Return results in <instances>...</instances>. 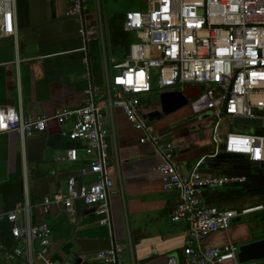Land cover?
Returning <instances> with one entry per match:
<instances>
[{"label":"crops","instance_id":"crops-1","mask_svg":"<svg viewBox=\"0 0 264 264\" xmlns=\"http://www.w3.org/2000/svg\"><path fill=\"white\" fill-rule=\"evenodd\" d=\"M104 6V0H90L83 16H72L65 0H16L15 36L0 39V107H10L25 119L51 118L59 110L80 108L85 91L92 87L103 111L101 124L108 144L104 173L113 183L108 195L110 225H100V216L81 201L74 202L71 213L57 204L44 212L43 200L65 191L70 178L75 179L77 189L94 179L79 172L87 164L84 154L80 153L78 162H68L67 152L81 151L84 144L68 138L71 124L59 125L55 120L30 137L16 132L0 136V214L21 204L25 211L17 227L45 223L49 258L55 264H103L94 258L95 253L113 247L121 248L118 264H165L169 257L180 260L188 226L170 221L177 192L163 190L157 170L160 158L154 148L141 143L142 132L121 109L110 106L118 98L107 81L109 59L125 56L134 38L122 30L126 12L107 16ZM83 25L95 39L80 35ZM187 90L195 97L168 116L160 112V95L141 94V110L154 130L172 143L174 162L183 176L199 165L201 173L246 177L243 185L208 190L204 196L209 205L238 211L259 205L255 203L257 188L264 179L249 175L239 163L241 157L222 151L224 135L233 129L231 123L208 115L195 117L190 101L198 91ZM187 90L180 94L185 96ZM154 111L160 114L150 119L148 114ZM246 199L253 203L246 204ZM230 228L209 235L201 245L214 248L264 238L244 239ZM11 230L9 222L0 221V264H31L37 245L23 247L24 260L5 256L17 245Z\"/></svg>","mask_w":264,"mask_h":264},{"label":"built area","instance_id":"built-area-1","mask_svg":"<svg viewBox=\"0 0 264 264\" xmlns=\"http://www.w3.org/2000/svg\"><path fill=\"white\" fill-rule=\"evenodd\" d=\"M69 15L83 16L90 0H65ZM16 0H0V39L15 36ZM146 8L124 14L123 32L133 36L128 52L122 58H110L108 77L117 102L110 106L121 109L132 126L142 132L141 143H149L160 158L157 167L165 191L177 192L178 203L170 215L172 223L188 226V241L181 259L169 257L165 264H264V261L240 263L238 244L228 242L222 247L205 248L204 238L216 232L229 230L232 222L254 212L264 211L259 204L243 210H220L207 203L208 190L231 185H243L245 176H213L201 173L195 165L183 176L174 162L173 145L153 128L142 112L141 94L161 95L184 93L188 88L198 91L190 107L195 117H214L218 122L229 120L232 130L224 135L222 151L245 157L249 162H264V134L238 128L264 130V0H145ZM86 40L95 39L85 28L79 31ZM102 108L96 103L92 87L84 94L78 109H62L51 118L25 119L14 109L0 107V136L16 132L30 137L45 129L49 120L59 125L71 124L67 136L80 141L84 148L70 149L68 162H78L80 153L87 164L79 170L81 175L93 176V181L82 189L75 187L70 178L65 191L42 202L44 212L57 204L71 213L74 202L81 201L100 216L98 223L110 225L108 195L112 181L104 173L108 144L101 122ZM255 119L260 128L235 127L232 120ZM93 154L94 157L87 158ZM25 206L18 204L0 221L12 225L16 246L5 256L24 260V246L33 249L31 264H55L49 258L48 233L45 223L17 227ZM119 247L95 253L103 264H118Z\"/></svg>","mask_w":264,"mask_h":264},{"label":"rangeland","instance_id":"rangeland-1","mask_svg":"<svg viewBox=\"0 0 264 264\" xmlns=\"http://www.w3.org/2000/svg\"><path fill=\"white\" fill-rule=\"evenodd\" d=\"M104 9L107 16L112 14H121L129 11H138L146 8L145 0H104ZM120 55L118 57H121ZM239 130H248L249 132L256 134H264V130L253 128H238ZM258 168V166H257ZM253 174H254V169ZM262 172V171H261ZM264 172V171H263ZM260 187H264V181H262ZM251 196H246L249 199ZM246 199V200H247ZM257 202L264 205V194H257ZM230 231L232 233L240 234L241 237H249L251 239H257L264 237V211L254 212L252 214L242 216L237 221L232 222ZM239 237V239L241 238ZM242 240H239L240 243Z\"/></svg>","mask_w":264,"mask_h":264},{"label":"water","instance_id":"water-1","mask_svg":"<svg viewBox=\"0 0 264 264\" xmlns=\"http://www.w3.org/2000/svg\"><path fill=\"white\" fill-rule=\"evenodd\" d=\"M189 90L183 96L180 93H164L159 96L160 112L162 115L168 116L177 110L182 109L188 105V99L195 97L188 93ZM197 92V91H196ZM158 111H154L148 114L150 119L157 118L160 114ZM232 125L235 127H254L260 128L261 121L255 119H239L232 120ZM259 168L264 171V162L259 164ZM239 253L238 261L240 263L252 262V261H264V238H261L252 242H242L238 244Z\"/></svg>","mask_w":264,"mask_h":264},{"label":"trees","instance_id":"trees-1","mask_svg":"<svg viewBox=\"0 0 264 264\" xmlns=\"http://www.w3.org/2000/svg\"><path fill=\"white\" fill-rule=\"evenodd\" d=\"M118 20L121 19V17H117ZM117 33V32H116ZM116 36H119L118 33ZM237 157H241V158H238V160L240 161L239 163L241 164V166L244 168V170L249 173H251V175L253 174V170L254 169V174L253 175H259L261 179H264V173L260 172L259 169L257 168V164L255 163H252V162H249L245 157H242V156H237ZM245 193V196L249 195V192L247 190L244 191ZM264 194V187H260V188H257V194ZM223 195H221L222 197ZM225 196V195H224ZM259 200V199H257ZM255 200V201H257ZM250 203H253L252 201H246V204H250Z\"/></svg>","mask_w":264,"mask_h":264}]
</instances>
